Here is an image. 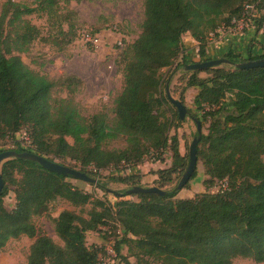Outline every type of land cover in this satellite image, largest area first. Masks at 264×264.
Listing matches in <instances>:
<instances>
[{"label":"trees","instance_id":"16d2710c","mask_svg":"<svg viewBox=\"0 0 264 264\" xmlns=\"http://www.w3.org/2000/svg\"><path fill=\"white\" fill-rule=\"evenodd\" d=\"M34 1L30 6L5 0L0 6V141L24 130L33 148L16 143L12 149L31 151L94 176L102 170L124 172L139 165L145 155L156 153L160 158L168 149L170 166L151 174L156 176L155 186H171L185 170L188 153L179 151L176 131L182 121L163 92L161 72L172 66L184 69L185 64L194 62L184 54V33L196 40L198 61L209 60L208 37L240 18L246 4L257 3L264 9V0H144L140 33L120 53L121 91L110 111L89 116L81 114L75 101L82 87L79 78H50L30 68L20 56L39 38L38 27L27 18L34 13L45 14L57 24L66 37L63 43L77 40V13L69 4L82 0ZM100 30L86 31L95 37ZM252 45L250 42L244 58L231 49L222 57L232 63L264 57V52L252 54ZM200 72L207 76H199ZM179 81L185 83L184 89H197L193 104L202 119L187 108L189 116L201 126L208 122L196 150L197 161L204 168L202 192L176 198L174 185L164 189L163 195L131 194L137 200L114 192L116 200L112 202L81 190L70 176L31 160L13 158L1 166L0 250L10 239L27 236L34 240L26 264H96L106 250L87 245L86 233L112 222L119 230L113 248L122 264H132L128 256L136 264H233L235 258L264 263V66L239 69L223 64L188 70ZM57 88L66 94L59 96ZM183 99L181 93L184 104ZM120 138L124 147H110ZM109 176L129 188L141 185V176L134 173ZM195 176L196 169L190 179ZM222 180L227 183L225 188L210 190ZM9 192L14 194L10 210L4 204ZM56 199L80 209L92 205L86 216L64 209L52 217L62 245L41 233L33 221ZM123 246L128 256L121 255Z\"/></svg>","mask_w":264,"mask_h":264},{"label":"rangeland","instance_id":"374dc122","mask_svg":"<svg viewBox=\"0 0 264 264\" xmlns=\"http://www.w3.org/2000/svg\"><path fill=\"white\" fill-rule=\"evenodd\" d=\"M5 0H0V6ZM19 3L30 6L35 5L34 0H14ZM143 1L144 0H82L78 3L72 1L69 8L77 13V22L74 26V31H80L77 40H72L69 43H63L66 39L58 31L57 24H53L51 20H47L45 14L34 13L27 18L35 24L39 29V38L33 41L29 51L21 53L22 60L32 69L41 74H45L50 78H60L66 75H74L82 81V87L75 94V101L78 104L82 115L89 116L100 111H110L113 105V99L121 91L122 88V64L120 62L121 51L129 44H131L139 35L141 30V22L143 20ZM61 6L63 4L61 3ZM64 10V9H63ZM264 10V9H263ZM66 28V23L63 24ZM102 29L97 34L96 39L92 43H86L81 39L82 29L88 30ZM78 31V32H79ZM190 37V33L186 32L182 36ZM46 39V40H45ZM51 39H57L60 44H56ZM121 41V47L118 45ZM196 41V40H195ZM185 54V53H184ZM194 55H190V60ZM195 58V57H194ZM196 58L198 56L196 55ZM195 58V59H196ZM197 60H193L198 61ZM218 66V67H222ZM172 66L169 69L162 70L163 77V92L166 94L165 88L168 86L170 94L174 98L180 99L183 93V102L186 108L193 113L198 114L202 119L201 111L196 110L193 104V97L197 89L186 88L185 83L179 81V77L183 75L186 70L181 67L174 69ZM201 77L207 76V73L200 72ZM56 93L59 96L66 94L65 90L58 89ZM170 103V102H169ZM171 104V103H170ZM175 109V107L171 104ZM171 109V108H170ZM169 113V112H168ZM208 119V118H207ZM208 122L201 126V132H206ZM18 132L14 137H6L0 141V149L8 150L16 146L15 141L21 139V133ZM179 138L180 153L187 154L189 144L192 138L196 135V125L191 117H187L182 121L181 126L177 129ZM172 133V131H171ZM125 146L123 139H116L110 143V147L121 148ZM160 156L156 157V153L145 155L143 161L139 165L132 166L127 170L118 171L116 169L102 170L98 176L95 177L101 188L97 184L87 183L85 181L70 178L69 180L77 185L81 190L89 192L95 198L106 199L114 202L116 200L114 192H124L129 187L123 183L110 180L109 175L134 173L141 176L142 186H152L153 180L146 179L147 174L158 168L169 167L172 161L171 151L166 149ZM69 163V162H68ZM73 164V162H71ZM196 176L188 181V185L178 190L176 198H189L204 190L200 185V178L204 176V168L202 162H196ZM181 176V175H180ZM180 176H178L171 186H165L162 189H169L176 185ZM198 179V180H197ZM221 183L215 184L210 190L215 191ZM202 190V191H201ZM124 198L137 200L136 196L126 195ZM4 204L8 210L14 206V194L9 192L4 198ZM92 205H85L83 208L72 206L69 202L63 199L53 200L46 213L35 216L34 224L41 233L50 237L54 242L62 245V241L57 237L53 229L52 217H56L60 211L64 209L74 210L86 216L87 211ZM116 234L119 230L115 229L112 222L106 225H100L98 231H88L86 233L87 245H94L102 247V249L114 244ZM34 238L21 236L17 239H10L6 246L0 250V264H26L29 247ZM121 255L128 256L125 246L121 248ZM128 260L132 264H136L133 257L128 256ZM122 257H111L104 255L98 261V264H122ZM151 264H159L151 262ZM233 264H258L248 258H235ZM264 264V263H260Z\"/></svg>","mask_w":264,"mask_h":264},{"label":"water","instance_id":"95a60500","mask_svg":"<svg viewBox=\"0 0 264 264\" xmlns=\"http://www.w3.org/2000/svg\"><path fill=\"white\" fill-rule=\"evenodd\" d=\"M223 64H229L239 69L263 67L264 57L258 58L255 60H242L237 63H232L225 57L211 58L209 60L187 63L184 65V70L200 71V70H204L207 68L218 67ZM165 91H166V95H167L169 102L176 108L180 120L181 121L185 120L189 116L186 106L180 101V99L174 98L170 94L168 86H166ZM192 120L195 122V125H196V135L192 138L189 144L187 166L185 170L183 171V173L181 174L176 184L177 190L182 189L184 185L190 180L195 170V167H196V162H197L196 150H197V143L201 136V123L196 118H192ZM13 158L31 160L41 165V167H43L44 169L50 170L52 172L59 173L64 176H70L71 178H74V179H79L87 183H93V184H97L101 186L95 177H92L91 175L85 172H82L80 170L74 169L67 165L60 164L56 161H51L44 156H41L39 154L30 152V151L18 152L14 149H8V150L0 151V191L2 190V187H3L1 166L5 161H8ZM137 193H157L159 195H163L165 194V190L155 185H152V186L134 185L125 190V194H128V195L137 194Z\"/></svg>","mask_w":264,"mask_h":264},{"label":"crops","instance_id":"0c3cea01","mask_svg":"<svg viewBox=\"0 0 264 264\" xmlns=\"http://www.w3.org/2000/svg\"><path fill=\"white\" fill-rule=\"evenodd\" d=\"M183 45H184V53L187 59H189L190 55H194L196 58V55L198 58L192 57L190 60H197L201 59L198 54V44L197 42L190 36V37H184ZM253 42L251 52L252 54H262L264 52V41L262 40V37L256 33L254 29L247 30L243 32H223V35L221 38H218L217 40H209L206 45V57L211 58H218L222 57V55L229 49L233 50L236 54H239L241 58L246 57L248 52V46L249 43ZM167 150H165V153ZM155 175L153 174H147L145 177L146 179L150 178V180L155 179ZM205 175L201 177L200 179V185L201 187H204L202 184V181L204 180ZM198 180V179H197ZM202 191V190H201Z\"/></svg>","mask_w":264,"mask_h":264},{"label":"built area","instance_id":"2783aa9c","mask_svg":"<svg viewBox=\"0 0 264 264\" xmlns=\"http://www.w3.org/2000/svg\"><path fill=\"white\" fill-rule=\"evenodd\" d=\"M254 29L256 33H258L262 40L264 41V10L259 9L257 7V3H248L244 6L243 14L240 18L232 20L231 24L228 26L221 27L217 30L216 34H211L208 37L209 40H217L218 38H221L223 35V32H243L247 30ZM99 34V33H98ZM81 39L85 40L86 43H92L94 39H96L97 35L95 37H91L90 34L84 29L81 31ZM121 41H118V44H120ZM22 138L17 139L15 143H18L19 146L25 149H32V143L29 135L26 132L21 133ZM14 148V147H13ZM27 151V150H25ZM31 152V151H30ZM153 154V153H152ZM127 172H130L129 169H127ZM221 183L223 186H219L217 190L222 187H226V181L222 180L218 182ZM217 183V184H218ZM106 255L111 257H117L115 250L113 248V244L105 248ZM104 256L102 254H99L98 261H100ZM97 261L96 264L99 262Z\"/></svg>","mask_w":264,"mask_h":264}]
</instances>
